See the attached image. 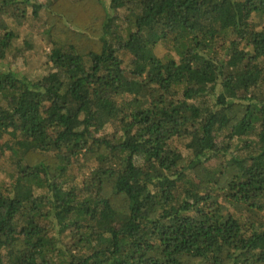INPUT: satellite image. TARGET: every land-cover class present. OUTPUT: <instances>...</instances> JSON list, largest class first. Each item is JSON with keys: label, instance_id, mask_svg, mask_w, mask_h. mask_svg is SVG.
Segmentation results:
<instances>
[{"label": "trees", "instance_id": "obj_1", "mask_svg": "<svg viewBox=\"0 0 264 264\" xmlns=\"http://www.w3.org/2000/svg\"><path fill=\"white\" fill-rule=\"evenodd\" d=\"M25 6L51 69L0 66V264H264V0H0V62Z\"/></svg>", "mask_w": 264, "mask_h": 264}, {"label": "rangeland", "instance_id": "obj_2", "mask_svg": "<svg viewBox=\"0 0 264 264\" xmlns=\"http://www.w3.org/2000/svg\"><path fill=\"white\" fill-rule=\"evenodd\" d=\"M35 1L37 3L47 2V0ZM103 2L106 5L109 4V0H103ZM25 7L28 8V6ZM42 18L41 9L38 10V14H33V9L28 8L26 16L20 19L21 24L16 26L18 33V37L14 41L16 53L7 56L0 62V66L12 68L29 79H36L51 69L47 59L49 47ZM155 51L158 55H163L166 49L163 46H158ZM106 130L109 132L112 129L107 127ZM177 144L184 149L182 143L178 142ZM86 173L87 171H83V173L77 175L74 182L80 184Z\"/></svg>", "mask_w": 264, "mask_h": 264}]
</instances>
